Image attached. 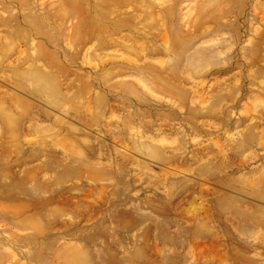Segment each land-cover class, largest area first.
I'll return each mask as SVG.
<instances>
[{
    "label": "rangeland",
    "instance_id": "374dc122",
    "mask_svg": "<svg viewBox=\"0 0 264 264\" xmlns=\"http://www.w3.org/2000/svg\"><path fill=\"white\" fill-rule=\"evenodd\" d=\"M0 264H264V0H0Z\"/></svg>",
    "mask_w": 264,
    "mask_h": 264
}]
</instances>
